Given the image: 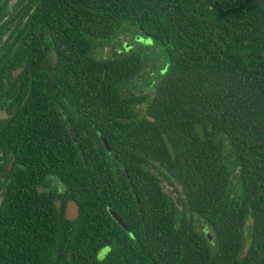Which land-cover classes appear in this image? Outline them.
Instances as JSON below:
<instances>
[{"label":"trees","instance_id":"obj_1","mask_svg":"<svg viewBox=\"0 0 264 264\" xmlns=\"http://www.w3.org/2000/svg\"><path fill=\"white\" fill-rule=\"evenodd\" d=\"M9 2L0 0V108L13 116L2 125L0 146L16 165L47 151L48 142L30 137L36 121L26 114L74 88L61 82L77 79L78 104L98 109L96 126L74 129L76 142L65 130L55 150L65 155L58 177L80 205L72 222L79 234L74 259L42 247L30 255L26 222L3 220L10 218L4 202L0 264H92L86 253L94 249L92 237L113 232L104 220L125 232L108 207L133 233H175L149 237L162 244L144 248L176 264H264V0ZM105 47L108 56H97ZM159 58L161 68L150 72L155 82L145 86L153 89L151 99L137 94V80ZM46 74L55 75L47 87ZM73 154L77 171L67 158ZM18 214L24 218L22 207Z\"/></svg>","mask_w":264,"mask_h":264},{"label":"flooded vegetation","instance_id":"obj_2","mask_svg":"<svg viewBox=\"0 0 264 264\" xmlns=\"http://www.w3.org/2000/svg\"><path fill=\"white\" fill-rule=\"evenodd\" d=\"M13 2H15V0H10V5H12ZM3 21L4 20L0 22L2 23ZM130 46L131 49H133V46ZM118 53H121V51H118ZM48 59L54 61V54H49ZM21 68V72H18L15 76V72ZM23 71L24 66L12 70V80H17L22 75ZM54 76V74H46L44 76L46 79L44 86L47 87L50 83L47 78ZM56 76L68 78L71 75L60 74ZM154 82L155 79L152 83ZM70 84H73L74 88H72V90L69 88L61 89L59 99L50 100L46 98L42 105L31 107V111H28L26 114L30 122L36 121L34 123L36 131L34 135L30 137L33 138V140L48 142L49 144L47 145L49 147L45 146L47 151L29 154L30 157L28 155L26 162L16 165V157L11 150L5 146H0V214L4 202H7L10 205V210L8 211L10 218H3V220H10L15 224L22 220L26 222L25 231L30 255L35 252L43 253L44 251L58 258L66 254L69 260L72 261L74 259V253L71 247L76 246L79 239V234L77 233L78 227L73 226L72 222L77 221L79 217L80 205L74 196H71L69 193L73 191V189L69 187L70 185L64 184L58 177L60 173H63L60 167H62V161L65 155L55 150L58 149V145L61 144V139H64L66 136L65 130H67L70 138L76 142L75 133L73 132L74 129H79L81 126H96L95 117L98 108L95 105L81 106L78 104L80 88L77 79H74L73 82L67 81L60 83V85ZM20 85L21 82L18 83V86ZM13 108L15 109V106ZM87 110L91 111V116L84 113V111ZM38 111L41 113L38 114ZM12 116V113L4 108H0V131L2 130V125H5L7 120ZM39 119H43L41 125L38 124ZM47 126L55 130L53 134L46 131ZM45 134L47 135V140L43 139ZM67 158H73V167L77 171L79 154L69 155ZM22 174L25 175V177H23ZM17 176L24 179L21 183L17 180V184H13ZM50 176L58 178L60 182L59 190L52 188L48 179ZM131 188L139 208L140 217L142 218L139 196L132 185ZM177 196L176 199L172 197L180 204V199H177ZM71 203H76L78 205V215L74 219H69L67 216L68 205ZM21 207L24 210V218L20 217L19 214L17 215ZM109 209L111 208L108 207V210ZM116 213L118 214V212ZM112 219H114L113 216ZM104 221L110 224L108 228L110 230L113 229V232L110 231L106 234L92 237L96 240L93 242L94 249L86 251L88 260H90L92 264H176L175 258L161 256L160 252L162 251L153 248H144V245L162 244L160 241L150 240L149 237L171 238L176 236L175 233H133L125 220L129 231L122 228L114 219V221L125 230V232H120L119 228L114 226L112 220ZM65 234H67V237H64ZM165 243L170 244L172 242L169 241ZM33 247L36 249L33 250ZM40 247L44 248V250L42 251L39 249ZM164 253H166V251H164ZM29 264L32 263L30 262Z\"/></svg>","mask_w":264,"mask_h":264},{"label":"rangeland","instance_id":"obj_3","mask_svg":"<svg viewBox=\"0 0 264 264\" xmlns=\"http://www.w3.org/2000/svg\"><path fill=\"white\" fill-rule=\"evenodd\" d=\"M128 39L129 38H122L121 37V38L118 39V41H122V40L123 41H127ZM136 41L140 42L137 39H136ZM114 44H117V42H114ZM159 49H161V47H159ZM156 51H157V49L152 46V48L150 49V52L154 53ZM97 56L107 57L108 56V48L105 47L102 51H98ZM153 57H154V59L157 58V56L155 54H154ZM162 62H163L162 58H159L158 60L156 59V65H155V63L151 64L149 62L148 66L144 70L143 79H141V80L138 79L136 84H135V87L138 88L137 89L138 92H136L137 94H143V93L148 92L149 93V98L151 99L150 95L153 93V89H151V90L146 89L145 86H147V84H151V82L154 81L155 77H154V75H150V72H152V70L157 71L159 68H161ZM151 74H153V73H151ZM144 81H146V83ZM142 82H143V84H142ZM141 90H143V91H141ZM162 187L164 188V190L167 193L171 194L176 199V196L178 195V193L176 192L175 188L173 186L169 185L164 179L162 181ZM177 199H179V196H177Z\"/></svg>","mask_w":264,"mask_h":264},{"label":"water","instance_id":"obj_4","mask_svg":"<svg viewBox=\"0 0 264 264\" xmlns=\"http://www.w3.org/2000/svg\"><path fill=\"white\" fill-rule=\"evenodd\" d=\"M22 68L21 69H18L16 72H15V76L17 75L18 72H21ZM103 144L105 146V148L111 152V148L108 144V142L103 138ZM135 192V191H134ZM109 212L111 213V215L113 216V218L121 225L122 228L126 229L127 231H129V228L128 226L126 225L125 221L122 219V217L120 215H118L115 211H113V209H109ZM74 213V214H73ZM78 215V205L76 203H71L68 205V218L69 219H74L75 217H77ZM206 234L209 238V240L211 241L212 240V235L206 231ZM71 258V256H70Z\"/></svg>","mask_w":264,"mask_h":264},{"label":"clouds","instance_id":"obj_5","mask_svg":"<svg viewBox=\"0 0 264 264\" xmlns=\"http://www.w3.org/2000/svg\"><path fill=\"white\" fill-rule=\"evenodd\" d=\"M48 179H49V181H50V184H51L52 188H55V189H57V190L60 189V182H59V180H58L57 177H55V176H50Z\"/></svg>","mask_w":264,"mask_h":264}]
</instances>
